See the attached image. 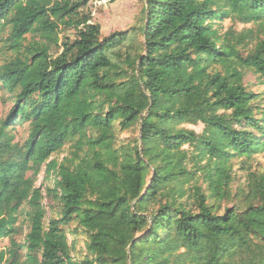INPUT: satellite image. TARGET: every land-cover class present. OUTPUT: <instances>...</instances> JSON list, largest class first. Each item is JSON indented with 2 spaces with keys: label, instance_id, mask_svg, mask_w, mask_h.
I'll list each match as a JSON object with an SVG mask.
<instances>
[{
  "label": "trees",
  "instance_id": "16d2710c",
  "mask_svg": "<svg viewBox=\"0 0 264 264\" xmlns=\"http://www.w3.org/2000/svg\"><path fill=\"white\" fill-rule=\"evenodd\" d=\"M144 1L143 54L123 57L129 33L103 37L90 0H0L15 54L0 68L13 101L0 123V240L12 242L0 264H264V175L221 209L233 160L264 153V103L244 85V70L264 77V40L244 58L212 26L224 16L260 23L264 0ZM64 31L73 38L59 45ZM122 59L133 75L117 84ZM18 122L30 127L23 145L10 134ZM116 123L139 126L133 153H110ZM200 124L201 134L183 127ZM70 137L87 149L79 163L51 160ZM41 172L48 186H36ZM44 198L60 209L47 225ZM73 222L86 237L79 260Z\"/></svg>",
  "mask_w": 264,
  "mask_h": 264
},
{
  "label": "rangeland",
  "instance_id": "374dc122",
  "mask_svg": "<svg viewBox=\"0 0 264 264\" xmlns=\"http://www.w3.org/2000/svg\"><path fill=\"white\" fill-rule=\"evenodd\" d=\"M146 2L144 0H90L86 12L92 17V21L101 27L103 37H107L116 32H128L130 37L127 42L128 49L123 48L121 54L125 57V51H130L137 56L143 54V36L140 28L143 26L146 19ZM213 29L216 30L217 35L221 38L228 37L233 49H236L241 57L246 58L260 43L264 40V21L260 23L241 24L235 23L228 16H224L220 20H215L212 24ZM10 26H6L0 34V68L6 61L13 59L15 54L11 52L9 47ZM74 31H64L60 34L59 45L68 38H73ZM235 38V39H234ZM32 37L26 36L24 45L26 47L32 43ZM39 39V38H38ZM70 41H72L70 39ZM221 42H219L220 44ZM60 50L56 47L52 49V54L56 56ZM122 60H116L119 67L115 70L113 78L117 84L126 82L131 79L133 71ZM244 85L247 89L259 97L258 104L264 103V77L254 73L252 70H244ZM117 74V75H116ZM1 85V84H0ZM97 104L101 107L107 108V99L105 97H97ZM13 101L9 94L0 86V123L8 116ZM264 106V105H263ZM186 129L193 130L197 134H201L204 130L203 125L191 126L184 125ZM10 134L13 136V143L23 145L29 137L30 127L28 124L16 123L11 129ZM87 136L91 138H98L100 131L98 129H89ZM78 137H70L63 148L55 153L51 160L58 164H78L82 153L87 149L83 145L78 144ZM139 126L135 125L128 130H121L118 123L111 133L109 140L110 153L114 155H123L126 153H133V149L139 146ZM188 149V146L186 147ZM32 173H29L31 176ZM264 175V153L256 154L250 158L243 157L233 160V174L232 184L230 186L231 200L222 203L221 209L231 208L243 201L245 195L250 190V183L256 177ZM49 185L44 181V174L41 172L36 179L37 187H44ZM89 199L94 197L89 194ZM44 205L48 210L46 225L52 218H57V212L60 210L57 204L49 203L47 199H43ZM28 218L23 214H19V226L21 227V234L15 236L13 239L16 242H22L29 231ZM70 243H75V248L72 251L74 259H82L86 255L85 241L86 237L78 224L73 222L66 227ZM12 248L11 238H3L0 240V252H8Z\"/></svg>",
  "mask_w": 264,
  "mask_h": 264
}]
</instances>
